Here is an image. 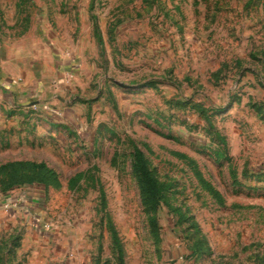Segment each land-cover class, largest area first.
Listing matches in <instances>:
<instances>
[{"label": "rangeland", "instance_id": "1", "mask_svg": "<svg viewBox=\"0 0 264 264\" xmlns=\"http://www.w3.org/2000/svg\"><path fill=\"white\" fill-rule=\"evenodd\" d=\"M14 163L0 264H264V0H0Z\"/></svg>", "mask_w": 264, "mask_h": 264}, {"label": "trees", "instance_id": "2", "mask_svg": "<svg viewBox=\"0 0 264 264\" xmlns=\"http://www.w3.org/2000/svg\"><path fill=\"white\" fill-rule=\"evenodd\" d=\"M144 194L155 195L156 187L145 169L141 171ZM0 191L7 192L14 187L40 185L56 187V174L46 166L34 163H14L0 168Z\"/></svg>", "mask_w": 264, "mask_h": 264}, {"label": "crops", "instance_id": "3", "mask_svg": "<svg viewBox=\"0 0 264 264\" xmlns=\"http://www.w3.org/2000/svg\"><path fill=\"white\" fill-rule=\"evenodd\" d=\"M40 56V55H39ZM20 74L21 73V69H20ZM29 80L34 78L33 74H29L26 75ZM28 82L25 83L26 87ZM32 82H30L31 84ZM4 91H6L8 93V95L11 96H16L17 93H21L23 91H28L25 90V88H21L20 83H16L13 84L12 86L6 84L5 82H3L2 85ZM23 89V90H22ZM29 186V185H28ZM33 186V185H31ZM24 186H18V187H14L13 189L7 191V192H2L0 194V228H9L10 226L12 227H19L22 223L21 221V217L22 215H24L25 213H27L28 211H24V205L25 202L22 199H20V188H23ZM30 187V186H29ZM45 188V187H44ZM19 199L21 202H19ZM32 199V205H36V196H31ZM34 206H30L31 208ZM29 224V223H28ZM16 228V229H17Z\"/></svg>", "mask_w": 264, "mask_h": 264}, {"label": "built area", "instance_id": "4", "mask_svg": "<svg viewBox=\"0 0 264 264\" xmlns=\"http://www.w3.org/2000/svg\"><path fill=\"white\" fill-rule=\"evenodd\" d=\"M44 225V227H46V228H49L50 227V225L49 224H43Z\"/></svg>", "mask_w": 264, "mask_h": 264}]
</instances>
